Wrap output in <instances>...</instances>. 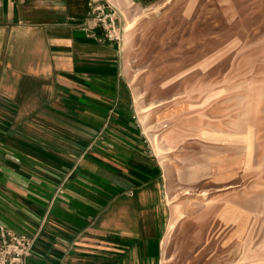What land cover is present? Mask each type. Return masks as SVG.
I'll return each instance as SVG.
<instances>
[{
  "label": "crops",
  "instance_id": "1",
  "mask_svg": "<svg viewBox=\"0 0 264 264\" xmlns=\"http://www.w3.org/2000/svg\"><path fill=\"white\" fill-rule=\"evenodd\" d=\"M87 2L0 0V226L34 237L26 264H162L164 171Z\"/></svg>",
  "mask_w": 264,
  "mask_h": 264
},
{
  "label": "rangeland",
  "instance_id": "2",
  "mask_svg": "<svg viewBox=\"0 0 264 264\" xmlns=\"http://www.w3.org/2000/svg\"><path fill=\"white\" fill-rule=\"evenodd\" d=\"M122 1L137 120L189 206L162 264H264V0Z\"/></svg>",
  "mask_w": 264,
  "mask_h": 264
},
{
  "label": "built area",
  "instance_id": "3",
  "mask_svg": "<svg viewBox=\"0 0 264 264\" xmlns=\"http://www.w3.org/2000/svg\"><path fill=\"white\" fill-rule=\"evenodd\" d=\"M87 6L88 17L93 20L96 31L85 26L84 32L93 39L119 43L121 30L116 8L107 0H88ZM33 244L34 237L0 226V264H26Z\"/></svg>",
  "mask_w": 264,
  "mask_h": 264
},
{
  "label": "bare ground",
  "instance_id": "4",
  "mask_svg": "<svg viewBox=\"0 0 264 264\" xmlns=\"http://www.w3.org/2000/svg\"><path fill=\"white\" fill-rule=\"evenodd\" d=\"M131 38V37H130ZM151 119L150 115L148 114L146 117V121H149ZM166 159L164 156H162V160L161 163L165 164L166 163ZM169 175L172 177L177 176V171L176 169H171L169 172ZM188 201H181L179 203H177V215L174 217V219L171 221V225L168 231V238H172L173 235L177 232L180 224L182 223L183 219H184V210L189 207L187 206Z\"/></svg>",
  "mask_w": 264,
  "mask_h": 264
}]
</instances>
